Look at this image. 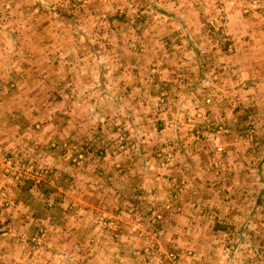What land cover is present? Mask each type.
Masks as SVG:
<instances>
[{
    "label": "rangeland",
    "instance_id": "rangeland-1",
    "mask_svg": "<svg viewBox=\"0 0 264 264\" xmlns=\"http://www.w3.org/2000/svg\"><path fill=\"white\" fill-rule=\"evenodd\" d=\"M184 37L190 47L175 44ZM89 73L97 106L74 126L65 90ZM52 103L66 108L51 121L58 139L79 128L93 143L48 141L58 168L2 148L42 139ZM0 114V177L58 205V257L35 238L29 257L1 263L168 264L171 252L178 264H264V0H0ZM174 152L187 155L170 176ZM9 157L47 172L19 178Z\"/></svg>",
    "mask_w": 264,
    "mask_h": 264
},
{
    "label": "crops",
    "instance_id": "crops-1",
    "mask_svg": "<svg viewBox=\"0 0 264 264\" xmlns=\"http://www.w3.org/2000/svg\"><path fill=\"white\" fill-rule=\"evenodd\" d=\"M248 27L251 26L249 25ZM254 27H252V32L248 33L249 37L243 40L246 41V43L252 42L254 39V35L257 34ZM186 39L190 40V38L188 37H186ZM186 39L184 37L182 39H177L174 42L177 45L188 46ZM188 66H190V62L188 63ZM92 76L93 73H89L88 75H84L83 77H76L75 81L73 80V87L70 90H65L66 92L71 91L73 104L71 108L67 107V109L71 112H74L76 115L77 120L72 121L73 123H77L74 126H83L84 124H80L79 120L81 118H87L90 112H92L91 110H95L93 108H96L97 106L96 104L87 101V96L90 97L93 92L92 90H87V86L89 84L90 87V83L95 85V83H93V80H95V78L92 79ZM187 76H190V74L187 73ZM187 76V79H192L190 78L191 76ZM98 78L101 77L98 76ZM91 80L92 82H90ZM97 84L98 83H96V85ZM62 89L64 90V88ZM103 89L105 90V86H103ZM53 90V92L55 93L54 96L56 98H58V93L63 92L59 91L57 93L55 89ZM23 92L25 91H21V96H25ZM66 92L64 94L65 96ZM9 94L10 96H17L14 95L13 92ZM83 96H86V98H84ZM22 99L23 105L25 107H28L27 101L24 100V98ZM51 105L52 106L48 107L50 110L47 109L42 115H40L41 119L39 121V126L42 128L41 133L43 135L40 136L42 139H16L11 135L6 139H2V148L12 154L14 157L18 159L20 158V160L21 157H30L36 160L40 159L43 160L44 163L48 164V166L58 168L57 149L48 147L50 151L45 152H47L49 155L45 154L43 149L47 148V142L50 140H56L57 143L59 140H62L58 139V120L55 122L51 121L53 120L54 115L58 116V112H66V108L58 110V103H52ZM3 114L5 115L6 121L7 117L9 118V116L6 115V113ZM44 118H46L47 120H45ZM2 125L3 124L0 123V129L2 128ZM158 126H161V123H158ZM13 127L16 126L13 125ZM68 130H66V133ZM73 130L74 131L72 132V135L67 134L69 139H63L61 141H65L63 142V144L67 142L68 145L73 148V150L78 149V153L85 149V146H87L85 145L83 147H80V144L84 145L85 142H88V145H90L91 143H93L92 141H90L91 139H88L91 135H89V132H87V130L86 132H84V130L79 131V128H74ZM61 132V134H66L64 129ZM61 134H59L60 137ZM65 136H62V138H65ZM79 137L81 139H78ZM86 138L89 141H86ZM142 142L143 139H138L134 142L133 145H131L132 147L137 148V152L135 154L137 155L136 158L138 159V156H143L145 154ZM152 142H154V145L156 147L158 146L160 141L159 139H152ZM107 143L109 147L112 146V144H115L114 142ZM76 146L79 148H77ZM32 149H34L33 153L30 152V150ZM127 149L128 148H126V150H124L123 152H126ZM109 152L114 155V152L110 149ZM173 154L174 155L170 157V160H168V162L173 161V163L175 164L171 165V167H168V169H165V171L170 176L176 175V172L179 170L176 164L178 163V161L181 162L182 160H184L187 155L186 153H182L181 156L180 153L176 154L175 152ZM107 156L108 155L104 153V157L100 160L106 159ZM185 170L186 167L183 168V172ZM186 173L188 174V170ZM177 175H179V173H177ZM41 200L43 201V199H41V193L36 188V186L32 184L24 185V183L16 185L12 181V179L8 177H0V260L4 263H11L14 261L20 262V257H29L30 247L28 248V244H33V242H31L30 240H33L35 238H41V240L48 241L41 246L35 247V249H43L41 254L58 257V205L47 208L44 207V202H41ZM2 201H5L4 206H7V208H2ZM51 245L53 246L51 247ZM0 264L3 263L0 262Z\"/></svg>",
    "mask_w": 264,
    "mask_h": 264
},
{
    "label": "built area",
    "instance_id": "built-area-1",
    "mask_svg": "<svg viewBox=\"0 0 264 264\" xmlns=\"http://www.w3.org/2000/svg\"><path fill=\"white\" fill-rule=\"evenodd\" d=\"M214 148L219 151L221 150V146L216 144L214 141ZM5 169H11V172L14 170L17 171L19 178L23 177V179H38L39 177L43 176L47 171L45 169H35V166L31 162H19L12 157H9L4 162ZM7 171V170H6ZM18 178V179H19ZM20 182V181H18ZM168 264H178V255L176 253H168L167 256Z\"/></svg>",
    "mask_w": 264,
    "mask_h": 264
}]
</instances>
